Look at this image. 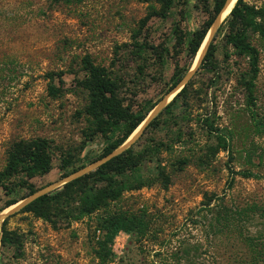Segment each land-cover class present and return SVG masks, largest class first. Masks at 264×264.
I'll list each match as a JSON object with an SVG mask.
<instances>
[{
	"label": "rangeland",
	"instance_id": "obj_1",
	"mask_svg": "<svg viewBox=\"0 0 264 264\" xmlns=\"http://www.w3.org/2000/svg\"><path fill=\"white\" fill-rule=\"evenodd\" d=\"M160 10L154 0H0V168L11 141L34 136L53 146L50 170L29 179L38 189L98 160L103 140L85 136V93L74 87L84 55L121 79L132 110L156 105L172 71L190 63L188 31L207 18L202 0ZM133 38L152 52L134 56ZM215 40L212 68L194 69L169 111L155 113L158 125L129 145L144 153L124 178L130 189L88 215L73 191L44 217L20 208L0 217L18 241L0 246V264H264V39L248 33L258 50L252 101L247 58ZM49 71L61 72L56 97L46 90ZM10 181L11 196H28L17 176ZM5 198L0 191V204ZM123 214L135 218L132 230L109 235L108 219Z\"/></svg>",
	"mask_w": 264,
	"mask_h": 264
},
{
	"label": "trees",
	"instance_id": "obj_2",
	"mask_svg": "<svg viewBox=\"0 0 264 264\" xmlns=\"http://www.w3.org/2000/svg\"><path fill=\"white\" fill-rule=\"evenodd\" d=\"M154 1L161 5L159 15L164 16L175 1L185 3L186 0ZM202 1L206 5L207 18L197 28L190 29L185 37L190 63L184 68H175L172 71L163 95L170 93L188 71L212 22L220 13L225 2V0ZM249 32L256 33L264 39V6H255L245 0H235L228 14L211 35L195 71L212 68V59L217 46L215 37L220 36L223 44L229 46L235 55L247 58L248 76L244 85L247 96L252 101L253 79L258 70V50L248 40ZM131 47L132 50L130 51H133L134 56L138 58L142 56L145 50L150 49L149 51H151L154 48L151 45L145 46L134 38ZM157 57L161 58L162 54L157 53ZM79 71L81 76L74 78V87L85 93L86 101L82 107V112L89 117L88 133L85 136L87 139H91L93 135L98 134L103 140L100 153L95 157L96 160L107 156L121 145L138 128L157 100L144 105L142 110H132L119 95L121 79L114 75L111 69L94 64L87 55H84L80 59ZM44 77L47 79L46 90L48 95L58 96L61 93V88L52 84V81L54 79H57L58 82L61 81V72H45ZM186 85L187 83L164 105L163 112L169 111L170 106L184 92ZM204 121L207 128L213 130L209 120L204 119ZM158 123L157 114L146 122L142 132L148 128L156 127ZM52 147L50 140L39 136L19 138L8 144L5 149L4 162L0 168V191L6 197L0 204V211L23 198L11 196L14 186L10 181L12 177L17 176L16 185L25 189L27 195L38 189L29 182V179L34 175H42L50 170ZM143 157V151H133L131 145L101 162L91 172L63 183L61 189L37 196L23 205L20 211H29L36 216L44 217L50 205L57 203L61 197H70V193L74 191L79 195V214L88 215L105 205L109 200L118 198L122 191L130 189V186H127V180L124 178L127 173L135 174L137 172ZM68 164V159H61V169H66ZM69 173V171H64L62 176ZM241 173L244 176H251L249 172ZM133 220H135L133 216L128 217L124 214L109 218L107 221L110 225L108 228L109 235L118 230L131 231L132 224L135 223ZM5 221L6 218L0 224V246L18 245L17 239H12L11 232L4 227ZM97 258L102 260L103 255L97 252Z\"/></svg>",
	"mask_w": 264,
	"mask_h": 264
},
{
	"label": "water",
	"instance_id": "obj_3",
	"mask_svg": "<svg viewBox=\"0 0 264 264\" xmlns=\"http://www.w3.org/2000/svg\"><path fill=\"white\" fill-rule=\"evenodd\" d=\"M227 0H225L224 2V5L226 3ZM235 1V0H234ZM223 5V6H224ZM223 8V7H222ZM220 23L216 21V18L214 19V21L212 22L211 26H210V32H209V36H208V40L206 42V44L208 43L211 35L214 33L215 29L217 28L218 24ZM206 44H205V47H206ZM205 47L203 48L202 52H201V55L203 54L204 52V49ZM201 57V56H200ZM199 57V59H200ZM199 59H198V62H199ZM198 62L195 63L194 67L189 69L185 75L182 77V79L180 80V82L178 83V85L173 89L171 90L170 92H173L172 96L180 90V88L185 84V82L187 81V79L189 78L190 74L192 73V71L195 69V67L197 66ZM167 94H170L169 92ZM166 94V95H167ZM164 95L160 100L159 102L151 109V111L149 112V115L147 116V118L145 117L144 120L141 122L142 125L140 126L139 130L137 131V133L135 135H133L130 139L129 136L126 138V140L121 144L119 145L116 149H114L112 152H110V154H108L107 156L105 157H102L98 160H96L93 165H89V166H86L84 168H82L81 170H77L75 172H72V173H69L65 176H63V178L59 181H56V182H53L52 184H50L49 186L45 187V188H41V189H37L35 192L31 193L30 195H28L26 198L20 200V201H17L15 202L14 204H11L10 206H12V208H10L9 210H7L6 212H3V213H0V217H4L10 213H12L13 211L15 210H18L19 208H21L23 205L29 203L30 201H32L33 199H35L37 196L45 193V192H48L49 189L53 188L54 186H57L59 183H65L71 179H74L80 175H83L85 173H87L88 171H90L91 169H94L96 166H98L101 162L105 161L106 159L110 158L111 156L113 155H116L118 153H120L121 151H123L124 149H126L134 140L135 138L138 136V134L140 133L141 129L143 128V126L146 124V122L152 118L156 112H158L171 98L169 99H165V96ZM168 96V95H167ZM167 98V97H166ZM140 123V124H141ZM8 206V207H10Z\"/></svg>",
	"mask_w": 264,
	"mask_h": 264
},
{
	"label": "bare ground",
	"instance_id": "obj_4",
	"mask_svg": "<svg viewBox=\"0 0 264 264\" xmlns=\"http://www.w3.org/2000/svg\"><path fill=\"white\" fill-rule=\"evenodd\" d=\"M233 2H234V0H227L226 1V3H225V5L223 6V8L221 9V11H220V13L217 15V17H216V21L217 22H219V21H222L223 19H224V17L228 14V12H229V10H230V7L232 6V4H233ZM209 32H210V30H208V32H207V34H206V36H205V38H204V40H203V42L201 43V45H200V47H199V49H198V51H197V53H196V56H195V59H194V62H193V67H194V65H195V63L196 62H198V59H199V57L201 56V52H202V50H203V48L205 47V44H206V42H207V38H208V36H209ZM200 63V62H199ZM198 67V66H197ZM192 68V67H191ZM190 68V69H191ZM173 94V93H172ZM142 125V123L138 126V128H136V130H134L133 132H132V134L129 136V138L128 139H130L133 135H135L136 133H137V131L139 130V128H140V126ZM9 208V207H8Z\"/></svg>",
	"mask_w": 264,
	"mask_h": 264
}]
</instances>
